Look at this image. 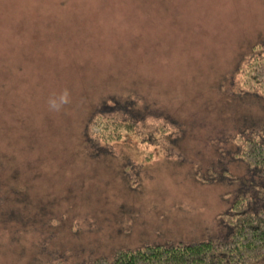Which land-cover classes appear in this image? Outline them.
<instances>
[{
	"label": "rangeland",
	"instance_id": "rangeland-1",
	"mask_svg": "<svg viewBox=\"0 0 264 264\" xmlns=\"http://www.w3.org/2000/svg\"><path fill=\"white\" fill-rule=\"evenodd\" d=\"M261 40L264 0H0V264L224 238L239 192L263 206L228 140L264 115L232 91ZM96 112L139 122L94 142Z\"/></svg>",
	"mask_w": 264,
	"mask_h": 264
},
{
	"label": "trees",
	"instance_id": "trees-1",
	"mask_svg": "<svg viewBox=\"0 0 264 264\" xmlns=\"http://www.w3.org/2000/svg\"><path fill=\"white\" fill-rule=\"evenodd\" d=\"M240 59L233 72L238 88L232 87V91L264 100V40L251 44V51ZM138 119L136 115L96 112L87 120L84 132L94 142L111 143L129 134L124 131L135 130ZM153 137L150 134L146 140L152 141ZM228 140L235 146L234 157L242 159L248 168L264 178V115L255 125L231 133ZM223 214L228 226L224 238L119 247L110 259L97 256L86 264H259L264 258V205L248 203V195L239 192Z\"/></svg>",
	"mask_w": 264,
	"mask_h": 264
},
{
	"label": "clouds",
	"instance_id": "clouds-1",
	"mask_svg": "<svg viewBox=\"0 0 264 264\" xmlns=\"http://www.w3.org/2000/svg\"><path fill=\"white\" fill-rule=\"evenodd\" d=\"M66 102H67V92H65L64 94H62L60 96V103L63 104V103H66ZM51 103H52V107L53 108H58L59 107V105H57L55 101H52Z\"/></svg>",
	"mask_w": 264,
	"mask_h": 264
}]
</instances>
